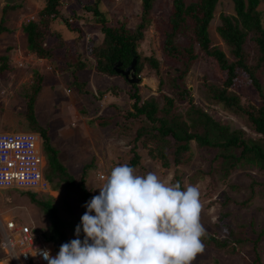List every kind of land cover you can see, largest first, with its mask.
<instances>
[{
    "label": "rangeland",
    "instance_id": "374dc122",
    "mask_svg": "<svg viewBox=\"0 0 264 264\" xmlns=\"http://www.w3.org/2000/svg\"><path fill=\"white\" fill-rule=\"evenodd\" d=\"M62 1L61 16L50 23V34L45 41L49 46H56L55 59L52 60L40 58L28 51L25 34L21 30V26L29 20H39L42 17L40 12L46 5V0H13L12 3L19 4L14 10L6 8L5 0H0V23L3 19L4 26L12 30L0 33V66L1 57H9L7 69L0 70V125L8 128L18 126L35 131L26 116L29 100L26 94L34 90L36 82L41 83V90L35 102L37 121L47 128L52 145L59 151L60 161L76 180L83 174L84 166L89 164L85 184L91 200L93 196L99 194L98 187L104 183L98 178V173L104 172L108 175L112 168L120 164L130 165L134 156L131 150L134 146L132 139L135 127L133 125V129L129 131L123 127L127 110L131 109L133 102L127 94L132 84L121 74L108 76L95 69V59L90 51L102 41L104 34L101 22H98L96 16L87 11L84 5L92 4L96 0ZM173 1L156 0L150 13L151 22L145 28L143 39L137 47L141 57L153 56L159 64L157 71L147 61L143 63V69L139 74L141 82L138 83L141 98L156 99L159 103H163L166 94L176 95L169 77L175 76V70L180 66L165 52L166 32L169 29ZM99 8L110 21L113 20V23L116 20L126 21L131 29L139 25L141 0H102ZM258 9L264 10V2ZM222 13H235L232 0L218 1L209 32L212 44L221 48L231 58L229 46L217 31ZM72 28H79L80 31H72ZM188 33L191 34L192 31ZM77 34L81 36L80 42L77 41L79 48L76 45ZM61 37L70 40L69 43L60 45ZM186 39L187 37L180 36L179 42L185 43ZM248 48L253 49L251 43L248 44ZM195 50L199 56L184 78V84L190 88L196 105L210 111L232 128H242L246 134L254 135L241 114L215 104L208 98L203 82L205 79L218 82L221 78L220 70L214 60L204 55L197 43ZM77 55H80L87 65L75 74L72 69L63 66L70 57L74 58ZM39 76L42 79H39ZM76 78L84 83V92L75 86ZM236 90L244 104L261 101L257 90L243 77H238ZM188 105L186 99L176 95L174 111L181 113ZM99 116H110L107 120L110 122L111 118V123L107 126L100 125L96 120ZM137 148L144 164L133 167L137 175L154 172L162 179H173V170L165 173L158 166L152 165L142 141H139ZM210 151L201 150L192 142L191 160L182 175L185 187L195 185L200 189L203 204L201 223L206 232L217 233L219 236H222L225 229H222V226L226 225H231L234 229H240V225H244L245 233L251 235L253 229L264 226V172L249 164L239 167L232 173L230 179L237 189L215 179L216 188L212 191L213 201H210V198L204 195L207 191V181L197 175L201 168L208 169ZM57 180L58 177L55 183ZM253 182L255 183L251 191ZM60 185L51 193L48 191L35 194L20 189L0 188V220L14 217L18 221L26 220L23 222L34 225L39 231L49 232L50 219L40 206L32 202L34 195L42 201L52 200L63 221L69 242L76 239L75 228L81 223V216L86 208L80 192L76 189H67L64 182H60ZM251 195L249 204H243L242 202ZM227 197L231 200L224 205ZM224 214L227 215L223 217ZM251 222L254 225L251 226ZM79 238L84 239L82 230ZM58 252L55 251L52 257ZM257 252L261 256L260 260H257L252 245L245 246L241 252L235 254L205 245L204 251L197 254L192 264H264V237Z\"/></svg>",
    "mask_w": 264,
    "mask_h": 264
},
{
    "label": "trees",
    "instance_id": "16d2710c",
    "mask_svg": "<svg viewBox=\"0 0 264 264\" xmlns=\"http://www.w3.org/2000/svg\"><path fill=\"white\" fill-rule=\"evenodd\" d=\"M102 0H96L92 4H85L84 8L92 12L98 22H101L104 34L102 41L94 46L90 54L95 59V69L108 76L119 75L115 65L120 62L121 68L129 66L136 58V75L139 76L143 69V63L147 61L152 68L158 71V60L153 56L141 57L137 51L140 40L143 39L144 30L151 22L150 13L156 0H141L142 12L139 25L135 29L128 27L126 21L109 20L105 12L99 8ZM219 0H174L169 15V29L166 32L165 52L172 60L180 64L175 70V76H170L171 85L175 94L186 99L189 104L183 112L174 111L176 95H165L163 103L156 99H142L139 92V85L131 83L132 87L127 90L130 99L133 100L131 109L125 115L126 122L123 127L127 131L135 127V134L132 142L134 156L131 166L142 165L143 160L138 151L139 141H142L148 158L153 166H158L163 172L173 170L172 182H179L183 189L182 175L185 167L191 160L192 142H195L201 150L209 152L208 169L198 170V176L207 181L205 197L213 201L212 191L216 185L214 180L219 179L224 185L237 189L235 184L230 182L232 173L239 167L249 164L264 172V10L258 9L264 0H232L234 3V14L222 13L217 31L224 42L229 46L232 57L218 46L213 45L210 37L209 26L214 18L215 10ZM62 0H46V5L41 10L39 20H29L21 26L27 40V48L40 58L55 59L56 46L46 44L50 34V23L61 16ZM17 2L7 3L6 8L16 9ZM109 20V21H108ZM67 21V20H66ZM4 20L0 23V33L12 31L4 26ZM68 25H70L68 23ZM72 31L79 32V28H72ZM192 31L191 34L188 32ZM180 36H184L185 43L179 42ZM76 45L80 42V34L76 36ZM65 38H60V45L69 43ZM200 46L204 55L214 60L220 70L221 78L218 82L204 80V86L208 98L215 104L241 114L254 135L246 134L242 128H232L215 117L213 113L196 105L190 88L184 84V78L189 73L192 65L198 59L195 44ZM252 44L253 49L248 48ZM79 48V47H78ZM251 52L253 55H251ZM0 70L7 69L8 56H2ZM86 61L80 55L70 57L64 68L72 69L73 73L86 66ZM241 74V75H240ZM243 77L258 92L261 101H252L244 104L236 90L238 77ZM42 79L41 76L38 77ZM41 83L36 82L34 90L28 92L27 112L29 124L32 129L39 132L43 137V147L46 155V166L44 175L50 182L52 188L57 190L64 182L67 189H76L81 193L83 204L89 200V189L86 187V174L89 164L83 169L79 180L67 172L66 167L60 161L58 149L52 145L48 130L37 121L35 115L36 96L41 90ZM75 86L80 91L84 90V83L76 78ZM114 93L116 89L114 88ZM110 116L96 117L98 123L107 126L111 123L107 120ZM144 165V164H143ZM47 169V170H46ZM56 177L58 180L55 183ZM251 184V191L254 187ZM253 195V194H252ZM252 195L242 203L248 205ZM35 202L46 212L50 219V230H41L46 241L54 243L56 251L60 250L63 243H68L69 238L63 228V221L58 214L57 207L52 200L42 201L32 196ZM231 199L226 198L224 205ZM86 208V207H85ZM87 210V209H86ZM85 210V211H86ZM84 211V212H85ZM94 214V213H93ZM227 214H224L225 217ZM254 225L251 222V226ZM225 228V229H224ZM244 225L240 229H234L231 225L222 226V236L217 233L206 232L202 242L206 246H212L228 253L235 254L242 251L247 245H252L257 252L264 237V226L260 229H253L251 235L245 233ZM1 247V245H0ZM3 253L2 248H0Z\"/></svg>",
    "mask_w": 264,
    "mask_h": 264
},
{
    "label": "clouds",
    "instance_id": "9594fccd",
    "mask_svg": "<svg viewBox=\"0 0 264 264\" xmlns=\"http://www.w3.org/2000/svg\"><path fill=\"white\" fill-rule=\"evenodd\" d=\"M101 179L99 194L84 205L77 238L55 257L36 250L48 264H192L204 251L198 186L182 189L154 172L137 175L128 164Z\"/></svg>",
    "mask_w": 264,
    "mask_h": 264
},
{
    "label": "built area",
    "instance_id": "2783aa9c",
    "mask_svg": "<svg viewBox=\"0 0 264 264\" xmlns=\"http://www.w3.org/2000/svg\"><path fill=\"white\" fill-rule=\"evenodd\" d=\"M43 138L36 131H0V188H18L48 192L49 181L44 175ZM107 176L98 173V178ZM1 248L5 256L0 264H48L39 251L54 254V244L45 240L34 225L14 218L0 220Z\"/></svg>",
    "mask_w": 264,
    "mask_h": 264
},
{
    "label": "water",
    "instance_id": "95a60500",
    "mask_svg": "<svg viewBox=\"0 0 264 264\" xmlns=\"http://www.w3.org/2000/svg\"><path fill=\"white\" fill-rule=\"evenodd\" d=\"M6 3H12L13 0H5ZM118 65H120V62H118ZM115 65V68L118 73L123 75L130 83H140L141 78L140 76L136 75V58L134 57L131 64L127 66L126 68H121L120 66Z\"/></svg>",
    "mask_w": 264,
    "mask_h": 264
},
{
    "label": "crops",
    "instance_id": "0c3cea01",
    "mask_svg": "<svg viewBox=\"0 0 264 264\" xmlns=\"http://www.w3.org/2000/svg\"><path fill=\"white\" fill-rule=\"evenodd\" d=\"M27 42V40H26ZM27 45V44H26ZM28 49V48H27ZM29 51V50H28ZM5 130H11V131H14V130H27L26 128H23V127H18V126H13L11 128H8V127H5L4 125H0V131H5ZM43 151H44V147H43ZM44 155H45V151H44ZM45 163H47V160H46V155H45ZM46 165V164H45ZM50 184V182H49ZM11 189H18V188H11ZM22 190V189H20ZM54 190L50 184V189H49V192L51 193V191ZM24 191H29L33 194L35 193H38L37 191H30V190H24ZM39 192H43V191H39ZM14 218V217H13ZM23 221H26V220H23ZM1 232V231H0ZM1 242H2V233H1V240H0V245H1ZM54 244V243H53ZM54 247V252L56 251V247L55 245L53 246ZM1 248V247H0ZM57 252V251H56ZM2 253V252H1ZM5 256V252L2 253V257ZM1 257V258H2Z\"/></svg>",
    "mask_w": 264,
    "mask_h": 264
}]
</instances>
